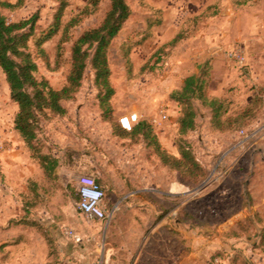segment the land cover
<instances>
[{
  "label": "rangeland",
  "instance_id": "1",
  "mask_svg": "<svg viewBox=\"0 0 264 264\" xmlns=\"http://www.w3.org/2000/svg\"><path fill=\"white\" fill-rule=\"evenodd\" d=\"M7 1L16 3L18 0ZM61 1L24 0L22 5L13 9L1 8L9 21H19L39 13L29 40V51L38 66L37 77L47 78L56 89H61L67 82L74 41L83 31L100 25L110 8V0H101L97 10L79 19L73 26H67L88 0H65L60 29L39 45L40 38L54 26ZM127 2L133 14L112 40L108 50L111 82L115 87L112 104L120 111V116L136 112L139 120L146 117L152 123L156 133L170 132L169 139L172 141L167 144H174L179 152L180 105L170 98L177 88L166 66L167 62L187 52V49L180 50L182 44L191 42L209 25L190 22L194 15L181 26L175 23L181 15L178 8L187 3L185 0ZM158 21L160 23L156 24ZM182 28L185 34L191 31L195 34L186 36L176 46L168 44ZM242 43L245 47V42ZM192 45L190 43L188 49ZM228 50L225 49V52ZM89 51L92 52L93 48H89ZM227 58L222 66L229 69L227 72L231 81L225 96L210 93L213 77L211 60L199 65V70L204 68L208 71L207 91L210 97L226 100V116L235 115L245 108L255 86L264 87V82L253 83L249 79L251 72L245 66L234 63L228 53ZM256 65L259 71H263L264 77V57H258ZM247 94L250 98L245 103ZM98 95L95 71L89 63L81 87L73 99L65 101L67 113L61 116L42 111L38 114L36 129L44 152L52 154L53 150L61 148V143H57L55 138L57 135L79 149V153L68 156L70 166L56 173L54 179L46 176L45 181L36 186L46 193L38 200L39 206L33 198L35 191L32 180L35 179L26 177L27 172L34 173V164L38 165L39 162L15 128L19 106L11 97L6 75L0 67V245L3 242L27 241L26 245L18 248L16 256L30 255L39 260L47 254L42 250L48 243L47 238L38 233L35 226L9 232L4 229L15 220L30 218L47 229L56 247V256L48 257L46 264H107L105 259L111 252L108 248L113 247L115 241L113 236L104 240L102 232L109 224L116 225L117 217L109 221L92 220L78 210L80 195L75 177L81 174L97 178L108 202L114 203L121 196L119 210L133 203H137L138 208L142 207L144 201L123 196L134 188L132 179L135 180L138 175L136 180H142L139 174L144 176L145 171L143 169L140 173L134 169L136 158L133 143L114 136L113 125L102 120ZM193 102L197 108V128L190 134V140L206 173L198 183L188 179L189 176L185 180L176 170L165 173L167 167L161 165L155 155L154 185L151 186L154 191L147 194H154L149 197L154 208L159 210V213H155L159 214V219L167 214L164 225L171 233L161 228L149 234L153 237V264H264V105L253 123L245 126L243 118L235 128L219 131L212 124L210 108L203 105L200 99ZM162 110L169 114L167 120L161 119ZM88 147L94 150L90 156L81 153ZM167 176L170 180H179L185 193L179 199H166L162 205L161 195L156 189L161 188L158 186L159 180ZM138 186L144 185L139 183ZM167 209L170 213H167ZM178 214L182 222L178 221ZM131 220L133 218H123L125 225H131ZM137 220H140L139 216ZM64 228L79 231L83 241L75 242L68 238Z\"/></svg>",
  "mask_w": 264,
  "mask_h": 264
},
{
  "label": "trees",
  "instance_id": "2",
  "mask_svg": "<svg viewBox=\"0 0 264 264\" xmlns=\"http://www.w3.org/2000/svg\"><path fill=\"white\" fill-rule=\"evenodd\" d=\"M100 1L88 0L80 13L73 17L67 26H73L79 19L97 10ZM23 2L24 0H18L16 3L0 0V67L6 75L11 97L19 106L15 118V128L33 151V155L38 160L45 175L50 179L56 177L58 159L50 152L42 150V146L39 144L41 138L36 129V118L42 111H51L61 116L67 113L65 101L73 99L81 87L89 63L95 71V84L99 89L97 99L102 110V120L113 125L112 134L122 139H130L133 144L144 141L148 148V157L152 161L156 155L161 165L169 170L178 171L185 180L189 176L188 179L195 183L200 182V178L205 175L206 171L204 165L196 157L190 140V134L197 128V108L193 101L200 99L203 105L210 108L212 124L219 131L235 128L236 123L243 118H245V126L253 123L263 108L264 87L257 85L245 108L235 115L226 116L228 112L226 100L210 97L207 91L208 71L201 68L198 72L185 77L182 85L170 94V98L180 105L178 118L179 152L177 155L172 154L162 145L149 120L141 119L132 130H126L115 117V108L112 104L115 87L111 82L112 72L108 50L112 40L119 34L133 14L127 0H110V8L100 25L83 31L74 41L71 53V68L67 76V82L61 89L51 86L47 78L40 79L37 77L38 66L29 51V40L34 33L39 13L19 21H9L1 11V8L13 9L22 5ZM65 6L66 2L62 0L54 26L40 38L39 45L58 32L62 24L61 19ZM213 8L214 6H211L202 14L190 18V22L195 25L202 23L215 13L216 10H213ZM159 23V21L156 22V24ZM194 34V31L185 34L182 28L168 44L176 46L186 36ZM89 48H93V51H89ZM41 51H44L43 48ZM32 181L35 191L33 192V198L37 201L36 205H39L42 198L38 192L39 189L36 188L39 183L36 180ZM97 182L99 183L98 180ZM181 220L178 214V221L182 222ZM21 223L35 226L47 238L51 254L56 252L51 235L47 229L41 226L40 222L31 221L30 218H27Z\"/></svg>",
  "mask_w": 264,
  "mask_h": 264
},
{
  "label": "crops",
  "instance_id": "3",
  "mask_svg": "<svg viewBox=\"0 0 264 264\" xmlns=\"http://www.w3.org/2000/svg\"><path fill=\"white\" fill-rule=\"evenodd\" d=\"M185 3L178 8L181 11V15L179 12L180 16L175 23L180 26L183 25L187 18L202 14L211 6H214L213 10L216 11L203 21V23L209 25L205 31L195 36L188 44H182L180 50L187 49V52L180 57H176L175 60L167 62L166 68L170 77L176 81L175 87L179 88L185 77L198 72L199 65L209 59L213 65V77L209 88L210 93L219 97L227 95V90L229 89L227 85L231 79L227 72L229 69L226 66H222V63L226 59L228 60L226 53L228 51L225 52V49H230L235 44L234 42H245L247 56L245 68L251 72V78L249 79L253 83L262 84L264 82V77L262 76L263 71H259L256 64L258 57H264V0H185ZM190 43L191 45L193 43V45L188 49ZM245 89L248 90L249 88L245 87ZM245 98L246 103L249 101V94ZM138 111L142 113L141 109ZM115 116L119 120L120 111L117 108H115ZM143 119H146V117ZM157 133L164 145L177 155L178 152L173 146L174 144H167V142L172 141V139H169L171 137L170 132L157 131ZM55 138L57 143H61V148L52 151V154L58 159L56 173H60L61 169L67 168L71 164L68 156L73 153H79V149L77 150L75 144L67 142L61 136L57 135ZM127 140L131 141L130 139ZM103 147L106 149L105 145ZM132 148L135 151L136 158L134 169L139 172L144 169L145 174L144 176H140L139 174L142 180H136L138 175L135 180L132 179L135 186L123 197H132L134 201L144 202H141L142 207L139 208L137 207V203H133L119 210L118 203L122 200L121 196L114 203L108 202L106 199V206L109 210V217L106 221L117 217V224H109L102 232L104 240L107 237L113 236L115 241L114 246L108 248V251L111 252L107 255V259H105L107 264H153L155 262L151 253L153 237L149 234L155 233L157 229L161 228H165L168 234L171 233L164 225L167 214L160 216L159 219V214H155L159 213V210L154 208L149 197L150 195L153 197L154 194H147L148 191L151 193L154 191L151 188L154 185V165L153 161L148 157L147 145L144 141H139L138 143H134ZM81 153L90 156L94 153V150L88 147L85 150H81ZM34 165V173L30 174V172H27L26 177L27 179L32 177L37 182L39 181L38 183L40 185L41 182L45 181L46 175L39 164ZM164 172H169V169H165ZM78 177H75L77 184H79ZM139 183L144 186H138ZM180 184L179 180L177 182L170 180L168 176L159 180L158 186L161 188L156 189V191L161 195L162 205L166 203V199L171 197L179 199L180 196L184 195L185 191L180 187ZM38 192L41 196H46V193L42 192L41 189ZM141 192L146 193L140 195L139 193ZM167 211V213H170L169 209ZM138 216L140 220H137ZM155 216L157 218L154 221ZM127 217L133 218L130 221L131 225H125L123 218ZM31 227L33 226L25 225L21 221L15 220L4 229L6 232H9L11 230L15 231ZM150 228L151 231L147 232V229ZM26 242L20 240L3 242L4 246L3 244L0 245V264H46L45 261L48 257L56 256V252L51 254L48 243L42 247L43 252L45 254L47 252L44 258L38 260L37 257L35 258L30 255L16 256L18 248L26 245ZM103 248L105 250V245H103Z\"/></svg>",
  "mask_w": 264,
  "mask_h": 264
},
{
  "label": "built area",
  "instance_id": "4",
  "mask_svg": "<svg viewBox=\"0 0 264 264\" xmlns=\"http://www.w3.org/2000/svg\"><path fill=\"white\" fill-rule=\"evenodd\" d=\"M229 58L240 66H245L247 56L245 47L241 43H236L228 50ZM167 111H161V119L167 120ZM139 121L136 112L127 113L119 117V122L126 130H132ZM160 120H158L159 122ZM80 200L77 204L78 210L92 220H106L109 217V210L106 206V192L97 182L96 178L89 174H81L78 177ZM65 235L75 242L83 241L82 234L72 228H64Z\"/></svg>",
  "mask_w": 264,
  "mask_h": 264
}]
</instances>
